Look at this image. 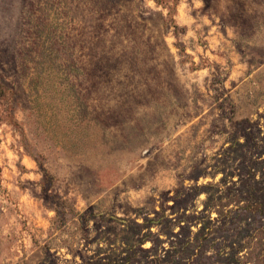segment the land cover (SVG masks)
Segmentation results:
<instances>
[{
	"label": "rangeland",
	"instance_id": "rangeland-1",
	"mask_svg": "<svg viewBox=\"0 0 264 264\" xmlns=\"http://www.w3.org/2000/svg\"><path fill=\"white\" fill-rule=\"evenodd\" d=\"M0 264H264V0H0Z\"/></svg>",
	"mask_w": 264,
	"mask_h": 264
}]
</instances>
